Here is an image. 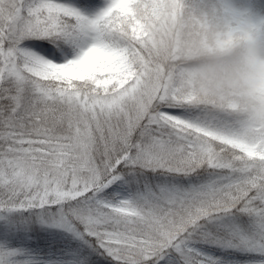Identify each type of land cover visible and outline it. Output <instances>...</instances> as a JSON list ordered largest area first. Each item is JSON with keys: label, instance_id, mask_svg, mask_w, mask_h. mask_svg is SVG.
I'll list each match as a JSON object with an SVG mask.
<instances>
[{"label": "snow or ice", "instance_id": "obj_1", "mask_svg": "<svg viewBox=\"0 0 264 264\" xmlns=\"http://www.w3.org/2000/svg\"><path fill=\"white\" fill-rule=\"evenodd\" d=\"M141 5L0 0V264H264V123L163 79Z\"/></svg>", "mask_w": 264, "mask_h": 264}, {"label": "rangeland", "instance_id": "obj_2", "mask_svg": "<svg viewBox=\"0 0 264 264\" xmlns=\"http://www.w3.org/2000/svg\"><path fill=\"white\" fill-rule=\"evenodd\" d=\"M210 1L216 4H206L204 7L197 4L191 10L184 11L185 15L189 12L188 16L177 12L176 8L170 10L168 27L163 25L161 30L164 38H149L153 50L158 52L165 49L163 39L168 38L175 56L185 53V64H189V68L184 70L181 66L179 69L177 66L173 68L167 61V67L156 65L159 74L166 81L177 83L194 107L209 113L226 112L241 122L264 123V39L249 34L248 22L233 23L228 5L218 3L219 0ZM233 29H240L245 34L243 41L251 55L248 60L250 67L245 71L249 80L241 73L244 58L234 53L233 46L224 51L222 48L225 45L218 39L220 33L224 39ZM212 39H215L214 53L208 47V44L212 45ZM167 55L166 51L165 59ZM23 243L33 244L35 239L28 238ZM34 251L55 260L51 247L43 253L39 252L41 249Z\"/></svg>", "mask_w": 264, "mask_h": 264}, {"label": "trees", "instance_id": "obj_3", "mask_svg": "<svg viewBox=\"0 0 264 264\" xmlns=\"http://www.w3.org/2000/svg\"><path fill=\"white\" fill-rule=\"evenodd\" d=\"M221 3V0L218 1ZM201 4L202 7L204 5H215V2H211L210 0H142V5L139 9L140 17L145 24L146 31L148 33V38L154 37L164 38V34L162 33L163 25L167 28L168 20H169V11L176 8L177 12L184 14V11H189L192 9L193 6ZM189 15V12L186 14ZM185 15V16H186ZM154 32V33H153ZM244 32L240 31V29H233L231 32L227 33V36L223 39L222 34L218 35V39L222 41L223 45H225L222 49L227 51L229 47H235L234 53L240 57L244 58L245 64L244 67L241 69V73L244 75L245 79L249 80V77L246 75L245 71H247L250 67L249 59H251L250 51L247 50L246 44L243 41ZM175 35H173L174 37ZM217 38V37H216ZM165 40V49L163 51H154L152 47V60L155 65H162L163 67H167V64H171L174 68H183L184 70L189 68V64H185L186 54L179 53L175 56L174 54V47L168 41V38L163 39ZM214 40H211L212 45L208 44L210 51L212 53L216 52V48L214 45ZM238 44V45H236ZM237 46V47H236ZM234 49V48H231ZM166 51L168 52L167 58ZM243 66V65H242ZM263 106V105H262ZM260 117V116H259ZM264 122V121H262ZM258 123V122H257ZM40 253L47 252L46 250L39 251Z\"/></svg>", "mask_w": 264, "mask_h": 264}]
</instances>
